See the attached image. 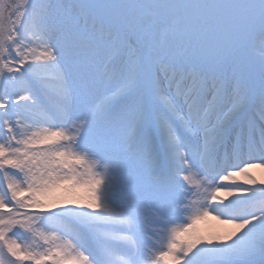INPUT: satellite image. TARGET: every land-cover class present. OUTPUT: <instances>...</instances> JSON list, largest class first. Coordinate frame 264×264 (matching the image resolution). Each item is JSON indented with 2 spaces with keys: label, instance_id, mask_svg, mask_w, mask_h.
I'll return each mask as SVG.
<instances>
[{
  "label": "rangeland",
  "instance_id": "374dc122",
  "mask_svg": "<svg viewBox=\"0 0 264 264\" xmlns=\"http://www.w3.org/2000/svg\"><path fill=\"white\" fill-rule=\"evenodd\" d=\"M32 30L53 50L40 78L29 62ZM124 80L130 91L119 97ZM165 97L186 111L180 118L191 129L175 134L184 154L179 161L153 157L161 150L162 125L179 126L180 118L166 112ZM44 107L65 121L60 131L52 129L61 138L70 126L84 129L66 142L74 152L65 171L92 197H109L125 218L118 226L129 242L110 241L108 227L94 235L42 209L48 201L44 164L28 157L8 129L33 126ZM235 109L241 119L228 116ZM216 120L236 122L224 141L225 134L210 131ZM138 122L147 138L142 147L135 144ZM92 125L98 127L87 131ZM149 141L155 145L145 152ZM263 141L264 0H0V264H50L48 253L57 245L61 251L60 243L86 264H152L172 229L206 213L228 225L248 224L241 231L253 235L243 248L213 243L207 264H258L264 261L256 240L264 238V188L247 167L264 158ZM188 168L217 182H229L234 171L246 177L226 184L232 188L213 187L206 205L186 179ZM95 176L102 179L96 192L90 188ZM228 190L247 194L234 203L224 195ZM50 219L55 228L44 223ZM110 247L129 255L110 256Z\"/></svg>",
  "mask_w": 264,
  "mask_h": 264
},
{
  "label": "bare ground",
  "instance_id": "6f19581e",
  "mask_svg": "<svg viewBox=\"0 0 264 264\" xmlns=\"http://www.w3.org/2000/svg\"><path fill=\"white\" fill-rule=\"evenodd\" d=\"M40 36L41 34L36 33L35 30H32L30 33V37L33 38L30 39V43L32 44L33 48L30 50L31 55L29 57V62L33 66V76H36V78H40L45 75L47 70V61L48 58L52 56L53 51H50V49L40 43L38 39ZM56 54L58 55L57 51ZM58 84H60V82ZM125 84L126 81L124 80L123 85L118 87L116 90L117 96H124L130 91L128 86ZM57 86L58 87L56 88L58 93L63 92L65 87L63 85ZM103 97L107 98L106 96ZM8 101L9 104H14L12 97L8 99ZM195 102H198V99L195 100ZM163 104L170 106V108H167V113L170 112L172 115L179 118L186 113L182 107L174 106L168 97H165ZM197 104L198 103H195L193 108ZM239 113L241 112L235 109L232 110V112H229L228 116H232V118L234 116H238L237 118L241 119L242 116H240ZM178 120V127H172L167 124L162 125L161 134L158 140V142L161 144V150L159 154L155 153L153 155L154 159H157L155 161H158L159 157H167L169 155L175 157L177 161L184 158L182 145L180 144L179 140L176 139L175 134L178 132L186 134L191 129L188 127V125H185L181 118ZM230 121H212V123L209 124V126L212 125L210 131L225 134V131H227L232 124L236 123ZM63 124H65V121L57 113L44 107V110L41 111L40 117H38V119L34 122L33 126H18L10 124L9 126L11 129L7 128L11 133L18 135V137H16V142L28 157L37 159L44 164L45 178L42 185L48 192V201L42 209H47V216L53 215L54 218L56 217L55 219H57L58 216H64L70 222L78 223L83 228H88L93 234L96 232L98 233L100 227H108V229H106L108 235L110 236V241L122 240L125 243L129 242L131 236L127 234L123 235L122 233H127L126 229L118 226V223L125 218L122 217L118 210H116L111 205L108 196L102 192L100 195L98 192H96L102 188V179L97 176L92 179V185L90 188L96 192V195H94L95 197H92V193L82 187L73 173L65 171V166L67 164H71L67 160V157L70 156L71 152H74L73 148L66 145V142L69 140H75V135L77 133L83 132L84 129L81 127L73 129L70 126L67 128L66 137L61 138L59 135H57V132L53 131L52 129L56 128L60 131L61 129L58 126ZM201 126L203 127L204 124ZM97 127L98 125H92L90 129L89 127L87 128V131H95ZM134 131V135L136 136L135 144H138L140 147H142L144 140L147 142L143 123L138 122L134 128ZM208 133L209 131L205 134ZM90 134L91 133H87L83 139V147L85 144L84 140L86 141L87 138L90 137ZM205 137L207 138V136ZM226 137L227 136L225 134L222 140L224 141ZM204 143L205 141L203 144ZM263 144L264 141L260 143V146L262 147ZM154 145L155 142L149 141L144 148L145 152L148 148L153 149ZM77 149H79V147H77ZM226 152H228V148H226L221 154H226ZM261 155H259L260 157L251 155L257 158V160L255 163H252L250 167H247V170H251V172L248 171L247 175L251 179H259L258 184L264 188V158L261 157ZM142 156L143 153L141 154V157ZM223 160L225 162H231L232 158L223 156ZM120 163L121 165L126 166L124 161H120ZM167 167L168 165H166V168ZM185 175H187L186 179L190 182V186L194 193L198 194V198L201 199V201L206 205L211 202L210 196L214 194L212 191L213 187L226 185L228 183L231 184L233 179L245 180L244 177H246V173L239 174L234 171L233 175L231 174L232 179H229V182L226 180L217 182L207 178L205 175H203L202 171L197 170L196 168H188ZM59 185L63 186L67 191H61L62 188L60 189ZM226 186L232 188L230 185ZM228 191H226L227 194L225 193L224 195L232 198L231 201H235L234 203L242 200L241 197L247 194L242 192L240 194L233 193L232 190ZM17 194H22V190L17 191ZM79 196L90 199L93 201V204L88 205L85 201H82V198H79ZM216 199L217 194L215 196V200ZM94 206H98V208L101 209L102 215L100 219H97L98 215L95 214L96 208ZM208 211H210V209H208ZM212 212H214V210ZM44 223L49 229L52 227L55 228V223L58 224L54 219H50L49 222H45L44 220ZM63 226L66 225L64 224ZM247 226L248 224H244L242 226H237L234 224L228 225L227 223L222 222L221 219L217 218V216L206 213L205 215L197 217L191 221L184 222L180 226H176L174 229H172V235L170 237L169 243L166 245V247L161 249L160 257L155 258L152 264H207L209 262L208 257L212 251L211 247L213 243H217L218 247L225 246L230 249H237L239 247L243 248L245 244L248 245L250 243L248 238L253 235L249 233H243L241 231H244L245 227ZM217 228H219L218 230H221L218 236L215 235L216 232L214 233V229ZM256 240L258 243L257 247L264 246V238L258 237ZM59 247L61 248V251L57 249L58 245L56 248L51 247V250L48 253L50 264H72L74 262L86 264L78 256V253L70 252L69 245L60 243ZM261 253L260 251L256 252V257L261 256ZM106 254L110 256L116 254L128 256L129 252L124 247L119 249L110 247ZM139 254L140 252L138 255ZM258 264H264V261H260Z\"/></svg>",
  "mask_w": 264,
  "mask_h": 264
},
{
  "label": "trees",
  "instance_id": "16d2710c",
  "mask_svg": "<svg viewBox=\"0 0 264 264\" xmlns=\"http://www.w3.org/2000/svg\"><path fill=\"white\" fill-rule=\"evenodd\" d=\"M12 3H14L15 2V0H10Z\"/></svg>",
  "mask_w": 264,
  "mask_h": 264
}]
</instances>
